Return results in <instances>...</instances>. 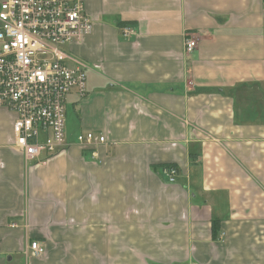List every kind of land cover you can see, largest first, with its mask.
<instances>
[{
	"label": "crops",
	"instance_id": "crops-1",
	"mask_svg": "<svg viewBox=\"0 0 264 264\" xmlns=\"http://www.w3.org/2000/svg\"><path fill=\"white\" fill-rule=\"evenodd\" d=\"M81 2L65 150L27 161L0 107V264H264V0Z\"/></svg>",
	"mask_w": 264,
	"mask_h": 264
},
{
	"label": "built area",
	"instance_id": "built-area-1",
	"mask_svg": "<svg viewBox=\"0 0 264 264\" xmlns=\"http://www.w3.org/2000/svg\"><path fill=\"white\" fill-rule=\"evenodd\" d=\"M92 32L93 22L81 0H0V107L16 113L14 146L27 161L46 162L67 147V99L72 93L85 97L88 68L63 47ZM132 34L130 27L122 29L125 38ZM197 47L196 39L186 37L187 55ZM106 142L94 132L77 138L84 147ZM164 172L174 183L177 170ZM27 250L32 258L46 254L39 241Z\"/></svg>",
	"mask_w": 264,
	"mask_h": 264
},
{
	"label": "rangeland",
	"instance_id": "rangeland-1",
	"mask_svg": "<svg viewBox=\"0 0 264 264\" xmlns=\"http://www.w3.org/2000/svg\"><path fill=\"white\" fill-rule=\"evenodd\" d=\"M68 47H69V45H66L65 47H63V50L69 52ZM71 111H72V109H70V107H69V105H68V108H67V115H68ZM75 120H76V119H75ZM66 125H67V118H66ZM66 132H67V131H66ZM80 133H81V132H77V133L74 134V136H75V138H76V141H77L78 135H79ZM44 256H45V255H44ZM44 256H43V257H44Z\"/></svg>",
	"mask_w": 264,
	"mask_h": 264
},
{
	"label": "trees",
	"instance_id": "trees-1",
	"mask_svg": "<svg viewBox=\"0 0 264 264\" xmlns=\"http://www.w3.org/2000/svg\"><path fill=\"white\" fill-rule=\"evenodd\" d=\"M216 231V228L214 227V232Z\"/></svg>",
	"mask_w": 264,
	"mask_h": 264
}]
</instances>
